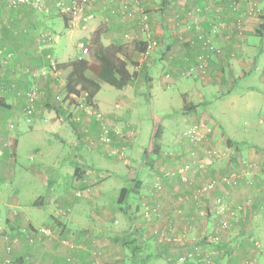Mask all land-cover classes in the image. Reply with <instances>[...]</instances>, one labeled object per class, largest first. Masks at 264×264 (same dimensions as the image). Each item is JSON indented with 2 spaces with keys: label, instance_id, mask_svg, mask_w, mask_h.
Segmentation results:
<instances>
[{
  "label": "crops",
  "instance_id": "crops-1",
  "mask_svg": "<svg viewBox=\"0 0 264 264\" xmlns=\"http://www.w3.org/2000/svg\"><path fill=\"white\" fill-rule=\"evenodd\" d=\"M140 1L151 10L154 35L160 42L159 47L151 53H145L143 36L141 35V38L135 36L139 31L138 16L125 18L110 12L111 6L118 5L119 0H96L92 9L94 17L85 25L78 26L65 17L50 16L28 5L13 8L9 0H0V48L5 49V52H13L9 59L0 54V264H68V262L85 264L90 251L100 245L101 248L104 247L103 251H106L104 263L119 264V257L114 256V250L112 255L110 248L105 247L108 243L102 242V239L106 238L100 235L111 232L123 233L122 236L127 237L133 233L140 234V239H143L144 226L150 230L157 224L149 221L147 217L143 225L135 230L134 225L138 220L135 218L131 223L132 217L135 216L134 206L138 204L141 206L144 200L149 201V189H145L146 185L149 187V171L144 174L141 168L137 169V162L131 155L130 163L125 164L115 157L103 154L98 147H93L87 141L88 135H99L97 122H91L89 129H86L80 122L73 121L74 103L81 101L68 96L66 79L71 69L63 67L64 63L82 57L81 53L72 55L69 50L75 35H78L79 41L86 40L91 44L93 35L98 31L105 46L123 44L125 51L136 62L128 65L133 78L121 89L124 92L113 107L107 102L100 103L97 97L99 92L92 99V106L104 109L113 122L130 123L127 129L134 130L135 127L129 118L132 112L129 106L137 99L140 86L148 84L152 88L155 76L163 73L162 70L167 72L160 74L165 79L167 88L179 86L183 78L179 70L185 56L187 54L194 56L200 51V46H188L178 40L181 32L188 38L194 33L185 25H177L176 21V14L183 15L188 7L186 2L189 1ZM199 1L208 3L209 0ZM233 1H241L244 6L243 15H248V8L253 7L254 11L253 17L248 16L245 30L241 35L237 34L236 14L228 11ZM255 1L215 0L214 3H208L214 4V7H222L220 15L227 26L226 30L221 31L214 39L222 52L211 57L212 80L195 79L192 84H186V89L180 92L184 102L183 110L188 120L202 117V114L198 113V108L200 105L211 104L209 97L216 94L213 92L214 85L220 79H223L230 89L224 91V85L221 83V92L227 94L239 92V79L253 73V67L250 66L251 62L246 55L253 52L257 55L261 52L264 62V0ZM259 21L262 25H256ZM60 22H63L66 29L63 33L59 30ZM48 32L58 35L59 38L52 42L46 41L44 34ZM51 59L55 60L57 65L51 75L38 77L27 71L41 70L50 64ZM35 82L41 88L36 103L39 111L27 115L24 110L25 92L28 87L35 85ZM247 86L249 89L255 88L252 81H248ZM256 89L264 96L263 86H256ZM123 105L127 107L126 111L121 109ZM85 110L81 107V118H86ZM126 132L123 131V134ZM223 133L224 137L219 144L221 149L226 147V142L229 144V139L233 143L239 142L226 131ZM140 135L138 134V137ZM138 137L136 141L141 143ZM121 141L117 139L114 145L120 147L123 143ZM216 141L218 139L214 140ZM238 144L245 148L244 153L249 151L251 156V150L248 148L259 149L264 153V147L260 145L249 142ZM147 147L149 149V145ZM128 150L138 154L141 149ZM122 167L125 172L122 171ZM113 179L126 182L128 185L117 186ZM139 180H144L143 187L135 188L134 184L139 183L137 182ZM77 181L82 185L83 195H75ZM42 184L46 187L43 188ZM118 188L120 193L126 188V194L122 197L121 194L109 195ZM137 192H140V195H136ZM114 196L116 200L112 199L110 202L108 198ZM157 199L162 206H167L173 200L172 195H159ZM70 208L71 212H67ZM172 208L167 206L166 216L173 221L175 231L180 232L189 221L186 217L192 215L191 209L188 208L181 214V210ZM142 218L143 216L140 217V221ZM49 219L53 220L50 221L56 236L49 239L45 237L31 243L27 233H33L35 228L42 225H50L47 223ZM247 219L248 223L251 222L250 228L256 230V238L264 239V233L259 232L264 231V207L257 209L253 216L247 214ZM192 222L193 220H190L189 225ZM203 225L205 223L198 226L201 227L199 233L202 232ZM130 226L131 231H127ZM83 230L90 235L94 234L87 237ZM19 232L18 240L12 244V253H8L5 236ZM99 236L101 240H97ZM66 238L70 240L69 245L61 242ZM148 248L149 254H146L144 259L149 256V264H155L159 260L169 264L167 260L169 256H177L184 252V247L177 243L156 246L155 243L146 241L141 250L145 251ZM128 249L132 251L131 248ZM250 254L251 252L246 253L243 257L246 258ZM243 257L228 258L220 264H245V261H242ZM141 261L145 263L143 259ZM189 264L198 263L193 260ZM257 264H264V251L257 254Z\"/></svg>",
  "mask_w": 264,
  "mask_h": 264
},
{
  "label": "rangeland",
  "instance_id": "rangeland-1",
  "mask_svg": "<svg viewBox=\"0 0 264 264\" xmlns=\"http://www.w3.org/2000/svg\"><path fill=\"white\" fill-rule=\"evenodd\" d=\"M46 1L49 2L51 0ZM214 2L215 0L208 1V3ZM233 2L230 3L228 11L231 10L237 17H243L244 20L241 33L237 32L238 35H241L245 30L248 16L253 17L252 14H254V11L253 7L248 8V15H243L244 6L241 1H237V3H240L239 7L237 10L233 11L231 9ZM186 3H188L187 10L192 8V1ZM208 3L207 5L210 10L209 14L212 16L216 13V10L214 4L209 5ZM185 6L186 5H184V7ZM61 17L64 16L62 15ZM218 23H222L221 29L222 32H224L226 30L224 29L226 22L222 19L221 15L218 18ZM74 25L78 26L79 23H74ZM256 25H262V23L259 21ZM59 30L62 33L66 31L63 22H60ZM78 38V35H75L69 47L72 55L77 54V52L81 53L79 48H77L78 46L76 47V44L81 41H79ZM143 38L145 39V35H143ZM159 44L154 50L159 47ZM87 45L90 52L91 44L87 42ZM89 52L86 54L87 56ZM255 53L256 52L246 55V58L249 59L248 61L251 62L250 66L253 67V73L246 78L239 79L240 88L238 89V93H241V95L234 92L230 94L225 93L224 91H229L230 89L226 85V82L220 79V83L216 82L217 84L214 85L215 88L213 92L216 94L209 97L211 104L199 106L198 113H201L202 117L197 118V120L187 119V115L183 110L184 102L180 93L186 89V84H192L195 79L181 75L183 77L180 82L181 88L180 85L167 88L164 82L165 79L160 76V74L167 73L164 70L161 71L163 73H158L155 76V82L152 88H150L148 84L140 86L137 99L131 102L129 106V108L132 109L129 118L132 120L133 126L137 131L135 129H127L130 127V123H125V125L124 123L119 124L116 123V121L113 122L108 116L109 113L103 111L104 109L101 110L104 115H106L109 125L114 126L118 130L127 131L124 134L116 136L117 138L115 141L120 139L122 140L121 142H123L120 147L114 145L115 141H113L114 147L119 150V154L116 155L115 158L123 161L125 164H129L133 158L134 161L137 162V169L141 168V172L143 171L144 174L146 171H149V187H147V185L145 187V189H149V201L144 200L141 202V206L139 204L136 207L134 206L135 216L132 217L131 223L135 218L138 220L134 225L136 230L137 227L139 228L143 223L144 219L148 217L146 214L148 212L150 214L149 221H154L157 224L150 228V230L147 226H144L142 235L143 241H151V243H155L156 246L165 243H177L181 245L184 247V252L177 256L183 255L186 257L183 264H189V262L193 260L198 264H207L199 262L198 260L199 257L195 249L198 243L202 244L201 251H203V253L201 257L206 256L205 258H208L209 255L214 252L213 264H220L222 261L232 257L238 259L250 252L251 254L246 258L243 257L242 261L244 260L245 264H257V254H262L264 251V239L258 240L256 238V230L253 228L255 230L253 231L250 228L252 225L251 222L248 223L247 219V214L250 213V216H253L257 209L264 207V153L262 150L255 148L252 150V148L247 147L251 150V156L249 151L244 153L243 150L245 148L242 145L237 144L241 150L236 151L237 146L231 144L227 145V142V148L221 149L219 147L220 140L224 137L223 131H226L233 139L239 142H249L260 145L262 148L264 147V96L259 94L256 89V86L264 87V62L262 61V53L260 52L257 55H255ZM180 66L183 67V65ZM183 70L184 68L180 69L179 73L181 74ZM30 74L32 75V73ZM37 76L47 77L49 74H38ZM206 80L211 81L212 78ZM248 81L253 82V85H255L254 89L248 88ZM221 83L224 85L223 92H221ZM35 85L41 89L36 82ZM123 92L124 90L104 83L97 97L100 103L107 102L110 107H113L115 103L120 100ZM221 93H224V95H221ZM78 97L76 99H79L81 102L74 103L73 110L75 119L73 118V121H78L83 124L84 128L89 129L91 122L96 123L97 121L92 113L94 109L90 107V109L87 110L86 106L88 99L85 100ZM81 103L83 106H81ZM81 107L86 109V118H81ZM126 108L127 107L123 105L121 109L126 111ZM37 111H39L38 107L35 113ZM196 124L199 126L198 132L203 135L201 141L198 142L189 140L185 137V133ZM96 126H98L97 129L99 131V125H97V123ZM89 133L92 134L91 131H89ZM138 134H141L140 137H138ZM137 137L141 139V143L138 142V140L136 141ZM86 138L93 147H98L103 154L111 158L114 157L108 152L106 154L103 144L99 141V139H101L99 135H88ZM215 139H218V141L214 142ZM136 142H138V144H135ZM148 145L149 149L147 147ZM129 148H140L141 150L138 154H135L129 152ZM118 166L121 167V165ZM122 171L125 172L123 167ZM229 173L232 174L228 176L227 174ZM182 175L184 177H182ZM213 180L216 181L213 188L204 190L205 187L211 185ZM113 182L118 184L117 186L128 185L126 182L114 181V179ZM137 182L139 183L134 184L135 188L143 187L144 180H139ZM42 187L44 188L46 186L42 184ZM75 189V195H83V188L79 181L76 182ZM120 194L119 188L109 193V195ZM136 195H140V192H137ZM159 195H172L173 200L167 206L173 207L174 210H181V214H184L185 210H188V208L191 209L192 215L186 217L189 221L185 223L186 225H184V228L180 232H176L173 221L167 219V206H162L160 204L157 199ZM194 195L198 196L197 199H194ZM108 199L110 202L112 199L115 201L116 196L111 199L109 197ZM219 199H222L224 203L219 202ZM225 204H227L225 207H228V211L223 213V215L221 214V216H218L213 212L215 208H217V210H222V206ZM71 210L70 208L67 212H71ZM141 216H143L142 221H140ZM219 218L226 220L228 227L224 231H218L220 236L219 242H214L211 245H204L207 236L214 231V229L218 228ZM50 220L53 221L49 219L47 223L52 226ZM190 220H193V222L189 225ZM198 223H205L200 233L199 230L201 227L198 228L200 225ZM127 228L128 227H125V229ZM130 229L131 226L127 231H131ZM159 229H164L169 239L178 238V240L165 239L160 233H156V230ZM82 232H85L87 237L94 234L92 233L90 235L85 230ZM259 232L264 233L263 230H259ZM55 234L54 230V236L47 238H54L56 236ZM122 234L123 233L112 234L109 232L106 235H100L99 233L100 236L106 238L102 239V242L108 243L107 245L104 243L102 244L105 245L106 248H110L112 255V251L114 250V256L119 257V264H149V256L144 259V257H146L145 255L149 254V248L145 251L139 249L138 253L134 255L127 246L121 243L120 238L123 237ZM100 236L97 240H101ZM66 240L67 245H69L70 240L67 238ZM61 242L65 244L62 240ZM244 243L246 246H244ZM100 246L95 247L91 251H99L103 261L106 251H103L104 247L101 248ZM83 251L85 252L86 250L83 249ZM91 251L90 254H88V261L86 260L87 263L85 264H88V262L90 263L92 260L93 254ZM177 256L174 255V257ZM142 259L145 263L141 261ZM28 262L30 263V260H28ZM162 263L163 262L160 260L155 262V264Z\"/></svg>",
  "mask_w": 264,
  "mask_h": 264
},
{
  "label": "built area",
  "instance_id": "built-area-1",
  "mask_svg": "<svg viewBox=\"0 0 264 264\" xmlns=\"http://www.w3.org/2000/svg\"><path fill=\"white\" fill-rule=\"evenodd\" d=\"M192 1L193 6L192 8L186 10V12L182 14H176V21L177 25H185L188 29H190L193 33V36L188 38L187 36L183 35L181 32L178 35L179 40L184 44L185 42H188L191 46H200L201 50L199 53H197V56L193 60L186 59V62L184 63L183 71H181V75L184 77L189 78H211V73L209 71V59L214 56L218 55L222 52V49L217 46L215 43V38L219 36L222 29V23H218V18L220 16V13L223 11L222 7L218 6L215 7L216 13L212 16H210V10L208 8L207 3L200 2L199 0H188ZM96 0H51L47 2L46 0H9V4L11 7H19L21 5H28L32 7L33 9L40 11L42 13H45L47 15L55 16V15H63L67 16L73 23H79L82 25H85L90 18L93 17V6ZM240 3H237V1H234L231 5V9L233 11L237 10ZM110 11L112 13H117L122 15L125 18H135L136 15H138V24H139V31L135 36L137 38H141V35H145L144 41L147 43V47L145 50V53H151V51L154 50L156 46L159 44V40L155 37L153 27H152V21H151V14L148 11L147 7H145L139 0H119L118 5L111 6ZM214 16V17H213ZM243 17L238 16L236 18V28L237 31L241 33L242 23H243ZM182 23V24H180ZM226 28V23L225 27ZM45 40L52 42L57 40L59 37L58 35L52 34L51 32L45 33ZM141 39V40H142ZM78 46L81 51V55H86L89 52V47L87 45V42L85 40H81L78 43ZM0 54H4L7 59L11 58L13 56L12 51L5 52V49L0 48ZM56 62L55 60L51 59L50 64L44 67V69L37 70V71H31L27 70L28 72L32 73V75L37 76L38 74L43 75H51L52 71L56 70ZM181 68V69H182ZM40 89L36 85H32L29 87L26 91V103L24 106V110L27 115H33L37 109L36 103L37 99L39 97ZM70 97L77 98L79 95L71 93L69 94ZM82 99L87 100V93H82L80 95ZM78 97V98H79ZM87 102V101H86ZM89 104V105H88ZM90 107H92L93 114L97 120V123L99 125V136L101 139L99 141L101 144H103L105 148V152L109 153L110 155H113L114 157L119 154V150L114 147L113 145V136H118L120 134H123V131L118 130L112 125H109L108 119L106 115L98 108H94L92 106V103H87L86 109L89 110ZM199 126L197 124L193 126L189 131L185 133V137L189 140L198 142L201 141L203 138V135L198 132ZM102 140V141H101ZM232 173L227 174L230 176ZM182 177H184L182 175ZM216 181L213 180L211 185L209 187H205L204 190L208 188H213ZM197 195H194V199H197ZM193 199V200H194ZM222 199H219V202H222ZM224 203V202H222ZM227 204L222 206V210H217L215 208L213 212L221 216L223 213L228 211V207H225ZM68 211L70 209H67ZM217 210V211H216ZM149 217V213H146ZM221 218V217H220ZM219 218V219H220ZM228 227V223L224 219H220L218 228L214 229L207 238L205 239L204 245L212 243L219 242L220 236L218 231H224ZM36 230L33 233H27V237L30 240L31 243H34L39 240H43L45 237H53L54 236V229L51 225H42L38 228H35ZM156 233H160L165 239H169L167 232L163 230H156ZM20 236V232L16 234H7L5 236V239L7 240V247L6 251L8 253H12L13 249V243L18 240ZM175 239L178 240V238H172L169 240ZM63 242L67 244V240L64 239ZM195 249L197 250L196 253L199 257V262L207 263V264H213V254L214 252L209 255L208 258L201 257L203 251L202 244L198 243L195 246ZM93 254L92 260L89 264H104L101 259V253L99 251H91ZM169 264H183V262L186 260V257L183 255L174 257L173 255L168 257ZM204 258V259H203ZM29 260V257L27 258Z\"/></svg>",
  "mask_w": 264,
  "mask_h": 264
},
{
  "label": "trees",
  "instance_id": "trees-1",
  "mask_svg": "<svg viewBox=\"0 0 264 264\" xmlns=\"http://www.w3.org/2000/svg\"><path fill=\"white\" fill-rule=\"evenodd\" d=\"M149 12L151 14L150 9ZM55 16H62V15H55ZM64 17L65 19L69 20L67 16ZM144 44H145L144 50H146L147 47L146 41H144ZM184 44L188 46L190 45L188 42H185ZM84 56L85 55H82V57H77L63 64V67H70L71 69L66 79L67 80L66 89L68 92L67 93L68 96L71 93L81 95L84 92L87 93L89 103H92V99L101 89L102 83L109 84L118 89H123L131 82L133 78V73L130 72L128 65L136 64V62L133 61L132 56L125 51V47L123 44H111L105 46L101 42L100 33L97 31L92 37L89 57H86L87 55L85 57ZM196 56L197 53H195L194 56L187 54L182 62L183 66L184 63L186 62V59H190L194 61V58ZM210 64H211V58L209 59V71L211 73ZM206 78H196V79H206ZM116 138H117L116 136H113L112 141H115ZM228 142L231 145L237 146L236 151L241 150V148L237 145L238 143H233V141L230 139L228 140ZM125 194H126V188H123L121 197L122 195ZM120 240L125 246H128L129 248L132 249L134 255L137 254L138 250L142 249V245L145 244L143 239H140V234L134 235L132 233L130 236L123 237Z\"/></svg>",
  "mask_w": 264,
  "mask_h": 264
}]
</instances>
